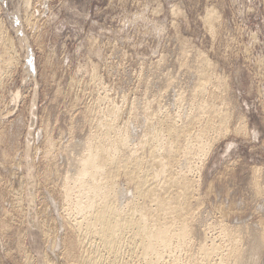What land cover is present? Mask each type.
<instances>
[{
    "label": "rangeland",
    "instance_id": "1",
    "mask_svg": "<svg viewBox=\"0 0 264 264\" xmlns=\"http://www.w3.org/2000/svg\"><path fill=\"white\" fill-rule=\"evenodd\" d=\"M0 17V264H76L66 249L79 234L66 220L61 184L74 170L70 152L90 144L107 106L120 107L118 125L130 126L136 142L149 108L177 113L182 123L197 113L200 95L228 119L186 170L197 184L181 262L227 264L226 255L207 261L199 249L213 239L235 252L225 227L240 238L244 259L256 251L264 233V0H0ZM202 59L211 79L197 97ZM121 176L123 205L133 189ZM257 249L264 264V246Z\"/></svg>",
    "mask_w": 264,
    "mask_h": 264
},
{
    "label": "bare ground",
    "instance_id": "2",
    "mask_svg": "<svg viewBox=\"0 0 264 264\" xmlns=\"http://www.w3.org/2000/svg\"><path fill=\"white\" fill-rule=\"evenodd\" d=\"M27 3H25V6L28 5L30 7V3ZM215 12L216 11L212 9L208 12V14H206V23L211 25L214 24L215 18L217 17ZM30 18L32 19V17ZM2 21L3 20H1V23ZM1 26L4 25L1 24ZM8 38L6 37V41H9ZM13 43L14 42H12V46ZM11 49H13V47ZM14 55L13 57H15ZM2 58H4V55ZM209 65L210 63H208L206 59H202L200 62L198 72L199 79L197 81L198 87L196 86L197 89L195 90V92L198 93V95H196L197 97L199 96V92L202 94V92L205 91L207 83L211 79L210 73L208 72ZM0 71L2 73V69ZM92 72L95 73V71ZM93 78H95V76H93ZM182 95L183 94L181 93V96ZM211 95L212 98H215L216 96L215 92L211 93ZM200 96L196 101L197 113L195 114L194 112V115L187 117L188 119L186 118L187 120L185 122L183 121L182 123L179 122L181 120L178 121V118L176 117L177 113H170L169 111L164 110L162 107L157 109L155 108L156 110L153 111L150 110V108L149 110L148 108H145L148 110L149 114L147 121L145 120L146 125H144V132L143 134L141 133L142 135L140 137L138 136L136 142H132L131 137L128 135L129 133H127V130L130 126H128L126 129V126L124 127L126 124H124L123 127L118 125L117 120L119 118V112L121 113V109L120 107L116 106V104L113 106L108 104L109 106H107V108L102 111V114H98L100 117L96 123L97 130L95 129L96 131L93 137L89 139L91 141H87L90 142V144L86 143L87 145H83L84 147L82 146L81 148L80 143V145H77L81 149L80 150L78 148L81 151L80 153H76L77 148L75 151H73L75 154H72V151L70 152V163L74 165V170L70 174L69 170L67 169L69 173L67 172L68 175H66V178H64L65 182L61 184L64 185V188L62 187L64 189H62L64 191V197H62L63 201L61 202H63L64 208L67 211L65 212L67 213V218L66 216L65 218L71 228L73 227V231L75 229L77 234H79V237H76L79 238L78 244L76 243L78 240H76V245L72 246L74 242L71 240L72 247H68V249H66L67 246H65L69 256L74 257V261L76 260V264L78 262L81 264H123V262L126 260L124 258L126 254H129L128 258L131 256V258L127 260L130 261L131 259L132 264H183V262H181L182 259L180 254L184 248L185 250L187 249L186 247L188 242H190L189 239L191 237L192 229L189 226V219H191V209L193 208L191 206V198L194 189H196L194 187V183L196 182H193L194 180L191 181V179L188 178L189 176L187 177L188 173H186V170L193 166L192 163V166L190 167V162L193 157H197L196 154H198V151L203 152V154L207 152L206 150H208L207 147L210 141L208 139H211L207 138L210 135L209 133L218 129V126L219 129H222L223 131V129L226 128V119H228L221 109L222 107L220 106V108L214 103V99L209 98L211 99V101H209L207 97H204L203 95V97ZM177 98L175 101H177ZM181 99L182 98H180V101ZM148 106L149 105L147 104V107ZM200 118H203L204 122H201ZM199 122L203 124L200 123L201 126L197 128L196 126H199ZM220 124H225V126H220ZM209 150H211V147ZM66 153L68 156L69 152ZM199 165L200 164H198V168ZM192 169H190L188 172H191ZM121 175H124L123 177H125L126 180V183L124 182L123 184H126L127 186V183H129L130 188L132 187L133 189V195H131L133 198L129 201L127 198H125L127 202L123 205L120 204L121 201L119 202L121 199H117L121 189H118V179ZM121 193V198H124L126 196L125 193L122 191ZM53 203L51 202V204ZM57 206H55L56 209L54 212H59L56 211L59 209H57ZM227 214L229 215V213ZM72 216L73 221L70 222ZM63 220L65 219L63 218L61 221H58L59 223H62ZM63 226H65V224ZM70 226L67 225L69 228ZM229 227L227 226V228ZM229 229H231V227ZM229 229L226 230L225 227V234L229 239L228 244H233L231 246L235 248V252L228 254L229 250H227L228 252L226 254L225 248H223L221 243L216 244L218 242H215L212 239L213 243L211 240V243H207L206 241L202 242V246L199 248L201 254L203 255L202 259L208 261L209 259L211 260L212 256L219 254L221 255V259L220 256L217 257L221 261L222 258H224V255H226L225 261L227 260V264H241L242 262L243 264H256L258 258L257 255L260 254V251L257 248H259V246L261 247L262 245L264 246V244L261 245V242H264V233L260 234V236L258 235L259 233H252L253 235L259 236L258 241L256 238H254L256 239L254 240V243L252 242L254 245L252 246L251 244V252L254 250L256 251L253 253L250 252L251 256H248L249 258L244 259L242 248L240 252L239 246L237 247V244H240V238L238 236L239 239H236L237 233L235 235L233 230L231 229V232ZM72 233L74 234V232ZM46 234L47 232H45V236L47 237ZM246 242L247 241H245V244ZM52 243L51 246H54ZM247 244L249 245V243ZM260 250L262 249L260 248ZM201 254L200 257H202ZM72 257H70V259ZM122 257L125 259L123 262ZM127 260L125 261L126 263Z\"/></svg>",
    "mask_w": 264,
    "mask_h": 264
}]
</instances>
